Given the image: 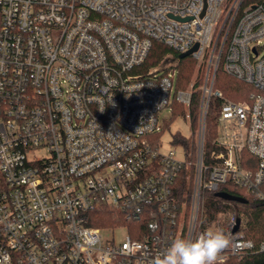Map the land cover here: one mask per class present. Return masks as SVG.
Returning <instances> with one entry per match:
<instances>
[{
	"label": "built area",
	"instance_id": "obj_1",
	"mask_svg": "<svg viewBox=\"0 0 264 264\" xmlns=\"http://www.w3.org/2000/svg\"><path fill=\"white\" fill-rule=\"evenodd\" d=\"M245 1L0 0V264H154L174 239L208 231L205 191L232 185L264 202V0ZM155 41L178 60L197 46L186 89L170 56L143 67ZM221 59L256 92L222 102L206 155ZM196 93L194 128L175 104L190 109ZM176 119L193 130V152L174 136L182 158L154 138ZM102 204L124 241L87 226ZM210 224L230 239L217 263L264 252L236 211Z\"/></svg>",
	"mask_w": 264,
	"mask_h": 264
},
{
	"label": "trees",
	"instance_id": "obj_2",
	"mask_svg": "<svg viewBox=\"0 0 264 264\" xmlns=\"http://www.w3.org/2000/svg\"><path fill=\"white\" fill-rule=\"evenodd\" d=\"M246 0L245 3H248ZM170 56L171 59L176 61L175 69L177 70L176 89H186L194 75L196 61L191 57L178 60V54L166 47L163 43L155 41L152 50L147 58L144 68L148 69L160 64L166 57ZM215 90H219L223 94V99L214 98L210 102L208 117H207V132L205 153L206 155L212 150V141L216 137L218 131V114L219 108L224 100L234 102L247 101L251 93L256 92L253 86L236 79L235 77L227 74L224 71L223 59H221L219 68L216 75ZM176 114L185 115L188 111L191 112L193 127L195 128L198 121V114L200 108V93H196L192 99L190 109L185 108L181 104H175ZM171 122H167L163 131L157 135L160 137L170 127ZM175 140L184 145L188 150L194 151V144L188 141L184 136L178 134ZM183 193L189 194L190 189L186 183L183 184ZM219 192L228 193L235 196H240L247 199L246 203L229 202L218 197L216 194ZM204 207H205V223L204 229H207L210 223L215 219L216 212L222 210L223 212H234L244 222L245 236L259 245L264 241V202L257 199L254 195L247 193L243 189L234 187L232 185H225L220 187L218 192L205 191L204 192ZM87 226L94 228H114L119 224H125L118 212L113 207L102 204L95 210L87 213ZM130 226H133L130 224ZM217 264H264V252L249 253L242 257H231L223 263Z\"/></svg>",
	"mask_w": 264,
	"mask_h": 264
},
{
	"label": "clouds",
	"instance_id": "obj_3",
	"mask_svg": "<svg viewBox=\"0 0 264 264\" xmlns=\"http://www.w3.org/2000/svg\"><path fill=\"white\" fill-rule=\"evenodd\" d=\"M229 244V236L220 228L208 230L195 240L177 238L154 264H217Z\"/></svg>",
	"mask_w": 264,
	"mask_h": 264
},
{
	"label": "rangeland",
	"instance_id": "obj_4",
	"mask_svg": "<svg viewBox=\"0 0 264 264\" xmlns=\"http://www.w3.org/2000/svg\"><path fill=\"white\" fill-rule=\"evenodd\" d=\"M205 68L203 67L202 72L198 76V83L202 82L203 74H204ZM194 76V75H193ZM193 78V77H192ZM192 80V79H191ZM191 82V81H190ZM160 116H164L166 118L170 117V110L166 109L164 110ZM170 127L164 131L160 137L155 136V144H161V150L164 153H167L171 150H174L177 155H179L182 158V149L174 144V136L177 133H180L182 136L186 137L187 139L192 138V129L189 125V122L185 121L184 119H176L175 121H169ZM196 128V127H195ZM159 135V134H158ZM208 230H216V227L214 224H210ZM102 236L106 240H115L116 243H120L124 241L127 237V231L126 228H107L102 229Z\"/></svg>",
	"mask_w": 264,
	"mask_h": 264
},
{
	"label": "water",
	"instance_id": "obj_5",
	"mask_svg": "<svg viewBox=\"0 0 264 264\" xmlns=\"http://www.w3.org/2000/svg\"><path fill=\"white\" fill-rule=\"evenodd\" d=\"M196 48H197V46L192 51L196 50ZM192 51H190L188 53L180 54L179 58L185 59L186 57H188L191 54ZM216 195L218 197L224 199L225 201H229V202H238V203H246L247 202V199H245L243 197L231 195L228 193L219 192ZM239 222H240V219H238V223Z\"/></svg>",
	"mask_w": 264,
	"mask_h": 264
}]
</instances>
